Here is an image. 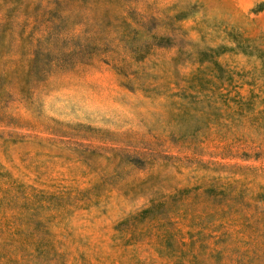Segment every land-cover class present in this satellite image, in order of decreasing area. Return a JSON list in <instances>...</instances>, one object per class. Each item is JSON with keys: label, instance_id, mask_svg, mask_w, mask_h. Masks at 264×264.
Listing matches in <instances>:
<instances>
[{"label": "rangeland", "instance_id": "rangeland-1", "mask_svg": "<svg viewBox=\"0 0 264 264\" xmlns=\"http://www.w3.org/2000/svg\"><path fill=\"white\" fill-rule=\"evenodd\" d=\"M263 1L0 0V264H264ZM212 47L228 126L177 114ZM184 187L170 213L207 247L114 239Z\"/></svg>", "mask_w": 264, "mask_h": 264}, {"label": "trees", "instance_id": "trees-1", "mask_svg": "<svg viewBox=\"0 0 264 264\" xmlns=\"http://www.w3.org/2000/svg\"><path fill=\"white\" fill-rule=\"evenodd\" d=\"M258 8H264V1L260 3ZM181 12L179 10L177 15L180 16ZM218 47L197 52V62L200 66L191 73L183 75L185 85L181 87L179 92L175 93V95L180 96V101L177 102L176 107L177 114L180 113L185 117L192 118L197 124L201 118H205L209 124H213L215 123L213 116L216 115V125L222 124L228 126L227 121L230 116L228 109H231L232 105L227 94L222 92L224 88L222 80L225 78V70L212 54ZM218 101L221 106L216 105ZM222 107H224L223 111L221 109ZM235 112L241 117L244 116L243 105H238ZM257 115L254 114V117H257ZM262 187L264 188V186ZM189 191V187H184L176 189V193L172 195H163V198L158 201L151 198L148 206L135 213L128 214V217L116 224L115 229L117 233L114 235V239L120 238L122 244L143 240L154 245V248L160 255H166L168 257L175 256L174 251L181 252L180 254H186V251H183L182 248L194 245L197 242H199L200 247H207L208 243L204 239L200 238L197 240L194 237L195 235L199 236L201 232H194L193 225L187 223L190 222V219H187L184 224L182 223L180 217L186 219V214L172 215L170 213L172 211V205H182L181 203L185 200ZM209 195L214 197L216 193L211 191ZM221 203L229 206L228 201H222ZM242 216L248 219L247 215L244 214ZM139 223H143L144 227L138 229ZM185 227H187L186 230H184ZM20 233L22 231L18 229V232L12 235L13 238L10 241H15L18 238L15 235ZM46 233L47 238L36 239V249L46 254L64 255V253H59V250L54 247L53 241L49 239L52 233L48 229ZM225 234L226 232H222L219 239H214L212 241L213 245L222 244V236H225ZM228 252H230L229 257L232 259V255L239 251L230 249ZM242 255L234 258V260L239 262L242 259Z\"/></svg>", "mask_w": 264, "mask_h": 264}]
</instances>
